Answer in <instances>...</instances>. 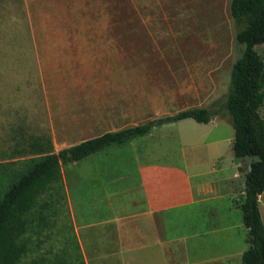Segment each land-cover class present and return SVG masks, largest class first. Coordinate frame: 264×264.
<instances>
[{
    "label": "rangeland",
    "instance_id": "rangeland-1",
    "mask_svg": "<svg viewBox=\"0 0 264 264\" xmlns=\"http://www.w3.org/2000/svg\"><path fill=\"white\" fill-rule=\"evenodd\" d=\"M229 1L0 0V164L32 157L38 152L37 146L51 151L52 133L48 125L41 123L46 111L45 97H49V109L56 111L60 104L54 100L65 93V88L79 92L80 86L65 87L60 78L56 79L57 76L67 78L65 70L56 74L62 67L51 60L56 45H63L61 41L66 40L59 38L61 31L109 30L114 36L112 40L122 42V46L110 50L113 56L110 68H99L105 70L102 74L106 84L88 87L100 89L99 93L131 97L128 110L132 113L120 119L119 126L145 124L181 110L204 107L217 111L216 118L227 124L224 132L232 131L223 105L229 71L242 46L234 39L238 27L229 15ZM254 50L264 64V44L255 46ZM99 69L93 70L92 78H102ZM258 114L264 119V100ZM62 121L65 126L59 127L62 132L55 136L65 144L97 134H75L72 120ZM180 126L166 124L158 127L155 134L151 133L158 137L160 151H169L177 157L190 153L191 161H198L201 146L197 148L200 142L195 140L200 133L191 126ZM184 131L192 139L186 144L177 138ZM169 139L175 141L170 147ZM221 154L226 162L228 151ZM218 178L217 174H208L198 179L210 183ZM235 187L236 191L243 189V175ZM214 188L217 195H222L219 199L211 198L170 214L176 227L165 233V238L181 239L193 224L197 229H205L202 241L206 251L202 249V253L211 254L210 244L219 245L212 240L219 239L222 247L221 239L227 234L243 235L238 207L233 206L230 213L226 212L232 199H239L223 195L230 194L228 189L232 186L220 184ZM35 211H40L44 220L33 221L32 228L25 232L26 249L18 264H82L64 201L59 203L56 214L49 207L37 206ZM218 222L219 226L235 228L227 233L210 234L211 225L216 229Z\"/></svg>",
    "mask_w": 264,
    "mask_h": 264
},
{
    "label": "crops",
    "instance_id": "crops-1",
    "mask_svg": "<svg viewBox=\"0 0 264 264\" xmlns=\"http://www.w3.org/2000/svg\"><path fill=\"white\" fill-rule=\"evenodd\" d=\"M111 32L71 30L59 33V38L66 40L61 41L63 45H56L55 56L51 60L57 67H62L56 70V74L65 70L67 78L57 76L56 79L60 78L65 87L80 88L76 93H73V88H65V93L54 100L60 104L56 111L49 109V97H45L46 111L41 123L48 125L52 133L49 138L52 153L106 132L131 127L119 126L120 119L132 113L128 110L129 95L89 89L106 84L102 74L105 70L99 68H110L113 59L110 50L122 46V42L112 40ZM117 66L122 67L120 64ZM95 68L100 70L102 78L91 77ZM68 103L72 105L67 106ZM67 118L72 120L75 134H97L79 138L71 144L63 143L64 140H59L55 134L62 132L59 127L65 126L62 119ZM175 123L191 126L200 133L195 140L200 142L197 148L201 146L198 161L192 162L190 153L177 157L169 151H160L159 139L154 135L157 128H154L151 130L154 134L150 132L124 146L95 152L76 162H59L71 228L84 264H240L241 255L248 247L242 214L243 235L230 237L229 233L224 238L220 237L222 247L219 239L212 240L219 245L210 244L211 254L202 253V249L206 251L202 241L205 229H197L193 224L190 229L187 227L189 233L181 239L165 238V233L176 227L170 214L200 205L211 198L219 199L222 195L215 192L216 185L232 186L228 189L231 193L223 195L239 199L233 198L226 212L230 213L233 206L237 208L243 195V189H235L242 175L238 168L247 164L246 160L233 157V130L224 132L227 124L222 120L215 117L206 124L191 119ZM183 133L177 137L178 142L183 140L186 144L192 139L186 131ZM173 144L175 141L169 139L168 147ZM224 150L229 154L226 162L221 156ZM208 174H217L219 178L210 183L200 182L198 178ZM257 207L264 228V190L257 197ZM219 223L215 224L216 229L211 225L210 234L227 233L230 228H235L219 226Z\"/></svg>",
    "mask_w": 264,
    "mask_h": 264
},
{
    "label": "trees",
    "instance_id": "trees-1",
    "mask_svg": "<svg viewBox=\"0 0 264 264\" xmlns=\"http://www.w3.org/2000/svg\"><path fill=\"white\" fill-rule=\"evenodd\" d=\"M228 10L238 27L234 39L242 46L229 71L223 105L233 130V157L247 161L238 168L243 175V195L237 207L248 243L240 264H264V228L257 207V197L264 190V119L258 114L264 99V64L254 50L264 44V0H230ZM215 117L217 111L189 108L145 124L103 133L56 153L38 149L37 156L0 164V264H18L24 255L25 232L32 228L33 221L44 220L41 212L35 211L37 206L49 207L55 214L62 200L67 207L60 161L76 162L95 152L124 146L154 128L180 120L206 124Z\"/></svg>",
    "mask_w": 264,
    "mask_h": 264
}]
</instances>
